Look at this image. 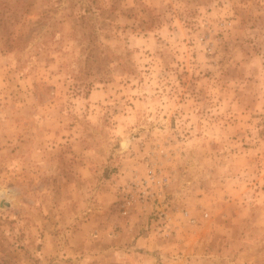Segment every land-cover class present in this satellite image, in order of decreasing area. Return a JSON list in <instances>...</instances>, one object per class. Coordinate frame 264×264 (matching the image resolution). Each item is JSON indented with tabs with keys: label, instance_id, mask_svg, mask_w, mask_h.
<instances>
[{
	"label": "rangeland",
	"instance_id": "1",
	"mask_svg": "<svg viewBox=\"0 0 264 264\" xmlns=\"http://www.w3.org/2000/svg\"><path fill=\"white\" fill-rule=\"evenodd\" d=\"M0 264H264V0H0Z\"/></svg>",
	"mask_w": 264,
	"mask_h": 264
},
{
	"label": "built area",
	"instance_id": "2",
	"mask_svg": "<svg viewBox=\"0 0 264 264\" xmlns=\"http://www.w3.org/2000/svg\"><path fill=\"white\" fill-rule=\"evenodd\" d=\"M133 185L139 191V198L146 200L150 196L154 197V195L159 194L160 190L168 185V178L161 171L158 172L152 168L149 170L147 178L139 183L136 181Z\"/></svg>",
	"mask_w": 264,
	"mask_h": 264
},
{
	"label": "bare ground",
	"instance_id": "3",
	"mask_svg": "<svg viewBox=\"0 0 264 264\" xmlns=\"http://www.w3.org/2000/svg\"><path fill=\"white\" fill-rule=\"evenodd\" d=\"M127 144H128V142H125V143H123V146H124V147H126V146H127Z\"/></svg>",
	"mask_w": 264,
	"mask_h": 264
},
{
	"label": "crops",
	"instance_id": "4",
	"mask_svg": "<svg viewBox=\"0 0 264 264\" xmlns=\"http://www.w3.org/2000/svg\"><path fill=\"white\" fill-rule=\"evenodd\" d=\"M141 241V240H140ZM142 241H143V239H142ZM137 244H139V241H137Z\"/></svg>",
	"mask_w": 264,
	"mask_h": 264
}]
</instances>
